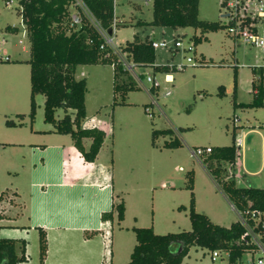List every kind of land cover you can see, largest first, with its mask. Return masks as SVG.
<instances>
[{
  "label": "rangeland",
  "instance_id": "rangeland-1",
  "mask_svg": "<svg viewBox=\"0 0 264 264\" xmlns=\"http://www.w3.org/2000/svg\"><path fill=\"white\" fill-rule=\"evenodd\" d=\"M14 1L13 7L8 8L5 0H0V36L6 40L4 47L11 58L0 60V196L4 195L0 213L17 205L13 191L21 194L20 202L27 198L30 144L71 140L69 134L50 131L54 126L45 120L43 94L35 96L36 112L31 115L30 41L17 11L18 0ZM223 1L200 0L199 18L226 23ZM152 4V0H116L115 4V15L122 25L115 29L113 46L123 61L132 65L124 63L136 89L126 94L115 92L116 79L110 64L76 68V78H86L88 88L82 126L102 128L107 133L110 146L106 158L114 156L115 182H121L127 211L123 220L116 216L113 228L105 236L95 234L89 239L91 253L76 255L75 250L74 255L67 254L65 264H127L137 243L135 227H153L158 234L192 230V192L196 210L211 217L214 223L228 227L241 220L227 194L204 166L208 163L203 156L194 155L198 147L229 145L234 135L236 139L243 138V157L249 174L244 177L237 173L239 182L249 186L250 181L251 186L264 188V106H245L253 102L254 84L260 83L257 76L258 68L264 66V47L236 40L225 27L204 32L194 27L141 25L140 20L151 21ZM149 35L169 43L180 38L184 47L192 36L203 37L195 52L157 48L153 65H134L120 48L135 36L145 39ZM187 57H192L193 62L188 63ZM173 64L185 67L155 70L156 65ZM168 72L173 74L172 82H165ZM148 76L156 77L161 86L151 90ZM168 89L172 93L165 96ZM63 116L64 110L58 108L55 117ZM248 128L256 130L251 143L242 134ZM176 140L179 146L170 147L169 143ZM189 174L193 176V190L187 187ZM26 219V215L20 216L16 224L26 225ZM212 255L213 251L207 248L192 246L181 264H228L224 254L215 260ZM254 256L257 258L258 253ZM243 258L251 257L246 254ZM26 264H42L37 231L29 237Z\"/></svg>",
  "mask_w": 264,
  "mask_h": 264
},
{
  "label": "trees",
  "instance_id": "trees-1",
  "mask_svg": "<svg viewBox=\"0 0 264 264\" xmlns=\"http://www.w3.org/2000/svg\"><path fill=\"white\" fill-rule=\"evenodd\" d=\"M153 17L151 21H142L141 25L164 27H194L202 31H216L227 28L226 23L201 20L199 18L200 0H152ZM72 0H19L17 11L22 17L30 41L31 66V115L36 112L35 96H45V120L54 126V131L69 134L74 145L88 162L95 161L105 141L106 132L98 127H83L86 118V78H76L79 65L110 64L114 69L115 92L126 94L137 88V84L128 76L129 70L118 52L103 44L105 39L98 27L85 15L80 25H72ZM92 12L96 23L108 32L113 31L116 0H84ZM122 22L117 21V27ZM124 24V23H123ZM8 29H15L7 26ZM203 36L194 35L191 40L195 44ZM153 39L149 36L141 39L135 36L127 41L120 50L131 62L141 65H153L156 59ZM121 47V45H120ZM168 65H156L155 70L167 71ZM256 69V68H255ZM254 84L255 98L247 107L264 106V67L258 68ZM127 75L128 79H122ZM121 77V80H120ZM151 90H155L151 88ZM62 108L64 116L55 117L56 110ZM166 132V131H163ZM168 132V131H167ZM157 135V131L154 132ZM91 138L88 149L84 139ZM180 142L169 143L170 147L179 146ZM237 145L234 135L232 143L222 146H211V151L203 155L204 162L214 180L227 194L233 206L253 225L247 211L264 213V188L254 186H237L232 173H228L222 165L234 162ZM188 188L193 190V176L189 174ZM3 194L0 196L2 198ZM116 212L119 220L124 219L125 203H114L112 209L102 214L104 220H113ZM190 219L192 230L178 233L158 234L153 227H135L137 243L127 264H181L192 246L207 248L211 251H228V264H242L243 255L252 250L254 244H246L240 240L246 231L245 225L238 220L230 226L214 223L208 215L196 210L194 192L190 202ZM3 217L0 215V220ZM1 229V225H0ZM264 231L263 226L257 228ZM264 238V237H263ZM26 240L7 238L0 235V264H22L27 261ZM47 253V236L40 229V259L43 263Z\"/></svg>",
  "mask_w": 264,
  "mask_h": 264
},
{
  "label": "crops",
  "instance_id": "crops-1",
  "mask_svg": "<svg viewBox=\"0 0 264 264\" xmlns=\"http://www.w3.org/2000/svg\"><path fill=\"white\" fill-rule=\"evenodd\" d=\"M149 37L151 38L150 35ZM54 130L50 131L57 133ZM242 131L243 137L251 143L256 130L248 128L247 131ZM33 133L34 136L38 135L37 132ZM248 133H253L250 141L251 134ZM91 141V138L84 139L86 149L90 147ZM109 146L106 135L95 161L88 162L74 145L72 137L70 142L65 139L61 142L30 144L31 167L27 198H22L20 202L21 194L13 191L17 205L0 213L3 217L0 220V235L26 240L27 261L22 264L29 260V237L34 231L38 232L39 248L40 229L47 236V253L42 264H65L63 260L67 254L72 256L75 250L76 255L83 254V251L91 253L87 245L89 239L95 234L105 236L109 228H113L116 212L113 220H104L102 214L110 211L114 203L125 202V192L121 188V182L120 185L115 182L114 156L111 154V158H106L105 152ZM237 167L244 177L249 174L244 161ZM248 185H251L250 181ZM238 186H245V183L238 182ZM3 198L4 195L0 202ZM125 208L127 211L126 206ZM237 212L239 213L238 210ZM24 215L27 217V224H16L19 217ZM125 217L126 212L124 219ZM4 231L8 233L5 234Z\"/></svg>",
  "mask_w": 264,
  "mask_h": 264
},
{
  "label": "built area",
  "instance_id": "built-area-1",
  "mask_svg": "<svg viewBox=\"0 0 264 264\" xmlns=\"http://www.w3.org/2000/svg\"><path fill=\"white\" fill-rule=\"evenodd\" d=\"M14 0H5V5L8 8H12L14 5ZM225 5V18H227V30L228 33L235 38L236 40L242 39L243 42L247 45L254 47H264V0H224L222 2ZM18 7H20V3L18 0ZM85 15L89 18L93 23L96 24L98 30L103 35L105 39V45L114 49L117 52V48L113 46V37L115 33V29L117 27L118 19H115L113 23V31L110 33L105 29H102L96 23V20L89 10L84 0H72L71 2V21L72 25H80L82 22V17ZM6 40L0 36V60L1 61H10V54L7 49L4 47ZM20 43L22 41L20 40ZM152 45L155 49L157 48H169V49H184L185 51H196V44L193 40L189 42L187 47L183 46L182 39H175L173 43H169L165 39L161 40H153ZM120 47V46H119ZM187 62L192 63V57H187ZM125 63V62H124ZM133 63V62H132ZM129 65L127 62L125 63ZM134 65H137L133 63ZM132 67V65H129ZM185 67V64H173L170 66V69H178L182 70ZM264 67V66H263ZM174 79L173 74L170 72L165 74V82H172ZM147 81L151 85L150 89H158L161 86L160 81L156 77L148 76ZM171 90L168 89L165 91V96L171 95ZM246 138V137H244ZM243 138L236 139L237 145V155L234 162H226L223 163V167L226 168L228 173H232L235 178V182L238 183L240 176L238 170V164L241 161H244L243 157ZM242 150V151H241ZM211 151V146L207 147H198L193 153L195 156H203L206 153ZM238 186V185H237ZM247 214H250V220L253 221V225L250 222H247V219L239 212L241 222L245 225L246 231L242 234L240 240L246 244H254L255 247L246 252V254H250L251 258H242V264H264V231H258L257 228L259 226H263L264 229V213L259 211H247ZM258 253V257L255 258V254ZM225 255L229 257L228 251L223 250H215L213 251L212 258L213 260L217 259L221 255Z\"/></svg>",
  "mask_w": 264,
  "mask_h": 264
},
{
  "label": "water",
  "instance_id": "water-1",
  "mask_svg": "<svg viewBox=\"0 0 264 264\" xmlns=\"http://www.w3.org/2000/svg\"><path fill=\"white\" fill-rule=\"evenodd\" d=\"M223 16H225V15H223ZM112 31H110V33H111ZM251 137H252V135H250V137H249V141L251 140Z\"/></svg>",
  "mask_w": 264,
  "mask_h": 264
}]
</instances>
